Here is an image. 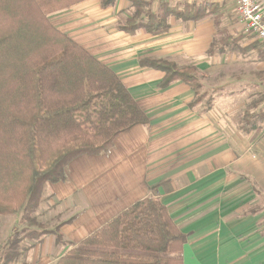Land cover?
I'll list each match as a JSON object with an SVG mask.
<instances>
[{
    "label": "crops",
    "instance_id": "1",
    "mask_svg": "<svg viewBox=\"0 0 264 264\" xmlns=\"http://www.w3.org/2000/svg\"><path fill=\"white\" fill-rule=\"evenodd\" d=\"M145 1L152 10L159 2H207L214 10L195 22L171 17L168 32L155 36L118 29L132 13L129 0L107 8L101 0H83L49 19L115 73L148 122L120 135L107 153L72 160L65 182L46 184L36 215L60 225L61 241L43 235L27 245L19 264H56L146 198L158 200L185 234L181 264H264V222L256 224L264 206L254 204L259 195L264 200V129L257 135L239 130L229 120L238 104L217 97L208 110L191 105L195 95L189 85L174 81L160 88L164 74L140 65L151 59L193 66L199 76L221 77L226 80L221 86L241 88L248 75L264 77V52L243 34L236 0ZM258 2L264 13V0ZM1 223L6 221L0 218ZM9 230L0 235V243Z\"/></svg>",
    "mask_w": 264,
    "mask_h": 264
},
{
    "label": "trees",
    "instance_id": "2",
    "mask_svg": "<svg viewBox=\"0 0 264 264\" xmlns=\"http://www.w3.org/2000/svg\"><path fill=\"white\" fill-rule=\"evenodd\" d=\"M81 1L0 0V215L19 212L38 228L29 215L39 208L46 184L65 182L72 160L107 153L120 135L148 122L115 73L51 25L50 15ZM116 1L101 0V6ZM129 1L132 13L118 24L129 34H164L171 17L195 22L214 10L207 2H159L152 10L149 1ZM140 65L164 74L160 88L174 81L189 85L191 105L204 96L198 90L205 76L193 66L151 59ZM59 228L42 230L39 237L54 234L60 242ZM184 242L166 208L146 198L56 264H181ZM19 243L7 241L0 264H11Z\"/></svg>",
    "mask_w": 264,
    "mask_h": 264
},
{
    "label": "rangeland",
    "instance_id": "3",
    "mask_svg": "<svg viewBox=\"0 0 264 264\" xmlns=\"http://www.w3.org/2000/svg\"><path fill=\"white\" fill-rule=\"evenodd\" d=\"M51 16L52 15L49 16V19ZM249 37L254 38L252 36ZM254 39H252L253 41H251V39H249L248 41H250L251 44L255 46V48H258L260 51L263 50L264 52V44ZM258 57L259 54L257 53H255L252 57L254 59V66L252 67L254 68V70H256L255 67H257L259 64V61L257 60ZM255 74L256 73H254V76L250 78L248 75V80L241 88H235V86H221V83L226 82V80H223L224 78L221 77H215L211 75L206 78H201V87L198 90V93H204V96L200 98V101H198L197 104L200 103L203 108L207 107L208 104L212 106L217 97L225 98V103L227 105L238 104V108L234 109L229 119L232 125L234 124L241 131H243V129L248 130V134L251 131H254V135L259 134L261 131H263L262 129H264V68L262 79L260 76L259 78ZM238 90H243L244 92L240 93L239 95L234 94V92H237ZM226 97L229 99H227ZM259 156V154L254 153V157L257 158ZM262 202H264V200L261 199V195H259L257 196V203L254 204H256L255 206L259 208L261 206H264V203ZM39 208L34 213L29 215L31 220H34L36 223L42 226L39 228L31 225L29 221L24 219L25 216H23L19 212L0 215V218L6 221L5 224H0V235H2L3 232L6 231V228L10 229L9 236L5 240H3L2 243H0V257L7 241L15 238L17 240H20V243L18 245V255L15 259H12V261L9 262L11 264H19V258L22 253H24L27 245H32L33 242L38 241L41 238L39 236H41L43 232L42 230H50L51 227L55 225L54 223H47L44 221L42 222V220L38 219V216L36 214L38 213ZM263 222L264 217L257 220L256 224L260 226L261 224H263Z\"/></svg>",
    "mask_w": 264,
    "mask_h": 264
},
{
    "label": "built area",
    "instance_id": "4",
    "mask_svg": "<svg viewBox=\"0 0 264 264\" xmlns=\"http://www.w3.org/2000/svg\"><path fill=\"white\" fill-rule=\"evenodd\" d=\"M243 34L264 44V13L258 0H236V13Z\"/></svg>",
    "mask_w": 264,
    "mask_h": 264
}]
</instances>
